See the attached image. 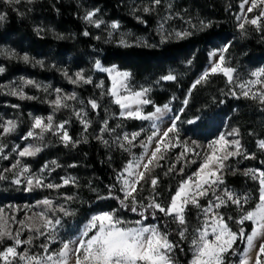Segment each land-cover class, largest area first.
Segmentation results:
<instances>
[{
  "label": "rangeland",
  "instance_id": "374dc122",
  "mask_svg": "<svg viewBox=\"0 0 264 264\" xmlns=\"http://www.w3.org/2000/svg\"><path fill=\"white\" fill-rule=\"evenodd\" d=\"M44 1L45 0H35L34 3L29 4L22 0L20 4L12 6L0 2V14L6 16V19L0 22V67L4 68V71L0 73V123H4L7 120H13L17 123L15 131L11 134H3V129L0 128V144L5 146L4 155L8 157V159L0 158V174H4L7 177V179L0 181V214L8 221V228L13 232L20 228L17 221L24 220L25 217L31 216L33 213L46 211L44 206L40 203L44 199H51L57 206H64L74 212V215L67 217L58 213L62 219V226L59 227V235L64 239L78 236L83 225L87 223L93 214H97L101 211L117 210L105 204L91 211H85V209H83L80 205L81 203L78 201L79 195L83 193V195L91 196L99 193V191L95 188L92 174L89 169L80 167L72 156L66 158L60 156L58 150L63 149L64 152H68L71 144L65 147L60 139L59 133L53 134V132H47L44 134L43 139H40L39 136L35 138H24L27 132L31 130V125L35 117H42L45 119V122H47L46 118L52 116L54 127L61 122H67L65 123V130H67L71 137L75 135L83 141L85 139H87V141H97L107 152L111 151L113 153L117 149V151L124 154V158L127 157L125 164L132 159V156L128 152H124L114 143L116 137L118 135L122 137L123 133H132L140 131L141 129L144 130V135L150 134L153 130L151 127L152 122H142L120 117V109L117 105L110 102L111 98L107 94L101 96V92H106V89L110 87L111 81L106 72H99L95 69L94 65L97 60L101 62L103 67H115L119 71L130 72L132 75L128 83L131 89L134 91H139L142 88L150 89L147 94L148 98L151 91L160 95H171V99L165 103L169 105V110L162 112L159 119L156 121L160 130H164L170 126L173 118L180 114V120L177 121L179 139L188 141L190 146L191 142L195 140L202 146L197 149V151L206 152V145L208 143L217 139L220 135L227 136L229 132L236 129L239 131V136H227V138L239 139L246 153L253 155L259 154L264 159V150H261L258 146V142L264 140V104H261L259 100L244 98L241 94V89L237 87L239 83L255 80L256 77L252 76L251 73L264 68V52L263 54L254 55V57L251 58L252 54L247 53L243 46L245 40L255 38L264 47V17H262L259 22V29L256 26L246 25L245 31L242 32L238 26L240 21L237 20V16L243 15L249 19L254 18L259 15L264 5L259 6L252 12H248L247 8L250 6V0L248 4L244 5L243 10L240 8L242 0H214L218 4L224 5L227 9L231 7V9H235L233 28L236 31L235 33L226 35L221 41L211 43V46L207 49V61L203 68L196 74L192 84L200 78L205 71H208L213 62L218 59V56L213 57L210 53L216 52L219 54L220 49L226 46L228 47V52L225 53L226 65L236 69L234 81L232 84H229L227 78L222 74H210L207 82H202L195 89L191 90L190 97H188V93L191 87L185 97H178L176 94L167 90V85L176 83L178 80L187 79L188 74L192 70L193 54L186 58H182V56L176 57L175 60L179 61L178 67L174 64L165 67L166 69L162 74L134 80L133 71L130 68H124L116 63H106L101 52L98 50H102L103 47L120 49L135 47L159 49L166 43L180 42L194 37L196 34H202L206 30H210L211 27L217 23V20L204 16L202 13H194L189 9V2L186 3L184 0H160L159 4H155L154 0H116L127 10V14L123 19L114 17V15L108 11V8L101 4H94L87 0H68V3L74 6L75 13L78 15L79 20L90 33L89 37L92 44L97 46L96 48L98 50L94 52L85 49L86 47L80 43L76 33H71L67 29L60 30L58 26L51 21H46V19L41 16L40 12H38V8H40V5ZM145 7L150 8L151 11L145 13L143 11ZM14 8L17 10H13ZM95 9H99V11L94 19L104 21L100 28L88 24L83 19L86 12ZM10 15L17 18H26V24L29 25L31 33L39 40L48 41V47H50L46 50L31 48L32 46L29 43L32 41L25 35L19 36L17 33L7 35L6 26L9 24ZM141 20L144 22L141 23ZM201 21L209 24L210 27L200 31ZM113 22L119 23L120 27L118 30L111 29L110 25ZM145 22H150L153 29L152 33H144L138 28L140 26L137 25H142ZM193 25L196 27L193 28ZM37 28L43 29V31L37 34ZM175 31H190L193 34L185 39H177L174 35ZM109 33H111V35H109ZM168 33H172L173 35L167 42L162 43L161 35H166ZM58 36L62 38H58ZM96 37H99V39ZM122 39L127 42L128 46L121 45L120 41ZM56 44L60 45L61 50ZM144 44L148 46H143ZM263 47H261V49L264 50ZM9 52H15L20 56L28 54L30 58H32L31 62L24 63L17 58L9 59L6 55V53ZM36 61H43V66L36 63ZM64 71H67L69 76H73L76 72H82L85 77H91L93 83L87 85L81 84L79 86L72 84L63 75ZM169 74L176 76V80L165 81L161 79L162 76ZM25 80H32L35 84L40 85L39 88L31 85L23 87L24 93L28 96L35 97V99L21 100L18 97L7 94L9 86L12 88L20 87ZM100 81H104L105 89L103 90L95 87V84ZM250 87H252L253 91L264 90V86L261 85ZM56 89L61 90V96L75 94L76 99L66 101L69 107L55 110L50 101L56 99ZM232 91L236 92L238 95L233 96L231 94ZM199 93L205 96L209 95L208 97L210 99L215 100L210 103H206L205 101L198 103ZM186 97L189 99V104L184 108L182 102ZM218 98L219 100L222 99L226 101L238 98L244 104V109L252 108L250 115L254 122L252 123L253 125L250 126L251 128L246 127L245 130H242L237 120H235L240 113V106L243 104H234L230 106V108H227V106H218L219 108L216 110L212 105ZM90 100H96L103 109L101 117L94 118L92 115L91 105L88 103ZM165 104L154 106L152 110H149L151 105H145L144 112L145 114L151 113L155 110V107H161L163 109ZM175 107H178L177 112L175 111ZM182 108L183 113L181 114ZM76 112L80 113L81 118L90 122V126L86 132L84 131V126L80 123V119L75 115ZM104 120L108 121L110 128H115V131L110 134L104 133V138L109 140L110 146H105L96 139V136L100 134V129ZM188 120H196V122L194 124H189L187 123ZM135 121L139 122V124H132V122ZM117 125H119V127H117ZM253 127L257 128V130ZM36 132L38 133L39 129H37ZM143 138L144 136L142 135L141 139ZM27 146H39L42 150L33 157H19V150ZM142 151L139 144L132 149V153L136 156H139ZM182 151L183 148L179 146L166 150L167 154L165 160L160 161V164L163 165V170L167 171L169 164L176 162L177 155ZM187 155L191 158V153ZM18 159L21 161V164L27 166L30 171L19 177H14L11 165ZM52 161H56L59 167L53 165ZM199 163V158H197L196 163L187 165L181 160L177 163V168L184 166V175L178 176L175 171L171 174H173L177 180L180 178L182 180L186 176L193 174L199 167ZM226 163L230 166V169L235 170V174L229 170L224 176L225 185L221 187L226 186L237 194L250 192L253 196V202L248 207H252L256 199L253 189L234 187L228 182L227 176H239L240 178L248 179L258 184V181L252 180L251 177L244 176L242 174L243 170L264 169L256 164L254 159H244L242 156L231 158ZM45 165H47V168L44 167ZM70 165H75V167H70ZM262 166H264V164H262ZM5 169L10 170L5 172ZM160 169V167H157L152 175L156 172L158 173ZM15 171L19 172V169ZM27 175L42 178L45 185L48 183L63 185L64 178H74L76 184L73 185L70 183L58 189L34 187L29 191L25 178ZM14 178H19L21 183L18 185L13 184L11 181ZM149 196V192L147 194L138 195L139 198L144 200V203L147 202L145 198ZM65 197H71L72 199L66 200ZM208 199V197L201 199V205H205ZM190 211H194L193 216H188ZM219 211L223 213L226 220L228 216H232L233 214L238 215L235 206L221 208ZM117 214L127 220H135V218L127 216L121 211H118ZM185 215L188 220L189 239L182 242L189 248L192 259V252L190 250L191 231L199 223L197 217L200 216V210L189 205ZM232 222L233 221H228L229 225ZM145 224L157 223L145 222ZM175 226L176 233H178L179 226L177 223H175ZM28 235L29 233L24 231L21 239L26 238ZM46 242L47 241L41 237L34 241V246L31 249H28L27 246H22L17 250H29L31 254H39L42 252L39 245ZM11 245H13V241L6 239L0 243V250ZM58 247L59 244H52L50 251L56 250ZM175 254L174 258L176 264H179ZM256 255L257 249L254 248L249 253V264H254ZM242 256L243 252L238 257L235 264H239V260ZM0 264H3V262L0 261ZM71 264H75L74 259L71 261Z\"/></svg>",
  "mask_w": 264,
  "mask_h": 264
},
{
  "label": "snow or ice",
  "instance_id": "6c2138e0",
  "mask_svg": "<svg viewBox=\"0 0 264 264\" xmlns=\"http://www.w3.org/2000/svg\"><path fill=\"white\" fill-rule=\"evenodd\" d=\"M0 2L9 6L18 5L22 0H0ZM26 3H34L35 0H23ZM155 4H159L160 0H154ZM249 0H242L240 4L241 10L244 5L248 4ZM264 5V0H250V6L247 8L248 12H252L259 6ZM17 10V9H13ZM99 9L88 11L85 13L83 19L96 28H100L104 23L103 20L94 19ZM145 13L151 11L150 8L143 9ZM264 17V8L261 9L259 15L254 18H247L243 15L237 16L240 21L239 28L242 32L245 31L246 25L256 26L260 28L261 18ZM6 19L4 14H0V22ZM139 19V18H138ZM144 21L141 20V23ZM111 29L118 30L120 25L113 22L110 25ZM196 26L193 25V28ZM210 27L209 24L200 22V31ZM43 29L37 28V34ZM193 33L190 31H175L174 35L177 39H185ZM84 36L90 35L88 31H84ZM111 35V33H109ZM172 33L162 34L161 42H167ZM58 38H62L59 37ZM99 39V37H96ZM121 45L128 46L125 40L120 41ZM143 46H148L144 44ZM228 52V47L220 49L219 54L216 52L210 53L211 56L218 59L213 62L210 69L205 71L203 75L198 78L189 90L188 97L191 95V90L195 89L202 82H207L209 75L222 74L227 78L229 84L234 81V73L236 69L226 65L225 53ZM9 59L17 58L24 63H30L31 59L28 54L20 56L15 52L6 53ZM36 63L43 66V61H36ZM190 63V61H189ZM99 72H106L111 81L110 87L101 92V96L107 94L111 100L110 102L117 105L120 109L119 116L125 119H132L138 121H151L152 131L150 134L144 135V130L135 131L132 133H123L122 137L117 136L114 143L123 150L128 152L132 159L129 160L123 168L117 170L115 173V183L108 186L106 196H98V199H114L119 202V209L113 211H101L93 214L86 224L83 225L79 231V235L75 238L64 239L59 235V227L62 226V219L58 213L64 217L74 215L64 206H57L51 199H44L40 203L44 206L46 211L33 213L31 216L25 217L24 220L17 221L20 228L13 232L8 228V221L0 214V243L4 240H12L13 245L7 246L0 250V261L3 264H71L74 259L75 264H176L174 254L180 245L169 239L170 233L161 230L157 224H145V221L151 216L152 220H157L159 217L157 213L162 214L163 217H170L172 222L179 226L178 236L181 241L188 240L189 228L188 220L186 218V210L191 205L200 210V216L197 217L198 225L191 231L190 250L192 252V259L189 264H230L227 257L235 255L237 249L234 245L237 241H241L244 245L243 256L239 260V264H249V253L256 248L257 255L254 264H264V170L260 169H244L243 175L251 177L252 180L258 181V202L254 206L248 207L253 202V196L250 192L237 194L228 189L225 185L224 176L229 170L235 174V170L230 169L226 163L231 158L243 157L244 159H255V155L248 154L243 150V146L239 139H228L227 136L237 137L239 131L234 129L229 132L227 136L220 135L217 139L211 141L206 145L207 151L201 152L197 149L202 146L195 140L191 142L179 139V128L177 121L180 120V114L173 118L172 123L164 130H160L156 124L162 112L169 110V105L165 104L163 109L155 107L151 113L145 114L144 106L151 105L152 101L147 97L150 89L142 88L139 91L131 89L128 83L131 79V73L128 71H119L115 67L106 68L97 60L94 65ZM4 71L0 67V73ZM63 75L70 83L77 86L83 84H92L91 77H85L82 72H76L73 76H69L67 71ZM256 77L255 80H248L246 83H239L237 87L241 89V94L246 99L259 100L264 104V90L253 91L252 87L255 85L264 86V68L251 73ZM165 81H175L176 76L165 75L161 77ZM40 87L32 80L23 81L22 86L12 88L9 86L8 95L18 97L21 100L35 99V97L28 96L24 93V86ZM99 89H105L104 81L95 84ZM56 99L50 101L55 110L69 107L66 103L68 100H75V94L61 96V90L56 89ZM233 96L238 94L234 91ZM93 110L100 107L96 100L88 102ZM183 106L186 108L189 104V99L186 97L183 100ZM183 108L181 109V114ZM75 115L80 119V123L84 126L86 132L90 126V122L81 118L80 113ZM199 119V118H197ZM45 119L42 117H35L29 130L24 137L35 138L43 136L47 132L53 134L59 133L61 141L65 147L70 144L75 147L80 141H74L73 138L65 130V123L54 127L53 117L48 116ZM196 120H188L187 123L194 124ZM17 123L13 120H7L0 123V128L3 129V134H11L15 131ZM119 127V125H117ZM39 129L37 133L36 130ZM115 128H110L107 120H104L100 129V134L96 136L105 146L109 145V140L104 138V133H112ZM142 135L144 136L141 139ZM83 142L87 143V139ZM139 144L143 150L139 156L132 153V149ZM182 147L183 151L177 155L176 162L170 163L165 175L176 172L178 176L184 175V166L177 168V163L181 160L185 165L197 162L200 159L197 170L180 180L175 194L171 196L170 202L167 206L159 202L157 199L159 193L156 188L159 184L158 176L152 175L157 167H163L160 164L161 160L166 158V150L173 147ZM261 150H264V140L258 142ZM39 146H27L19 150L18 155L21 158L33 157L41 151ZM5 146L0 144V158L8 159L4 155ZM191 153V158L188 157ZM264 164V161H261ZM53 165H57L56 161H52ZM47 168V165L44 166ZM75 167V165H70ZM19 169V172L15 171ZM10 169H5V172ZM14 177L29 173L30 169L21 164L18 159L11 165ZM54 170V169H53ZM43 171V169H42ZM28 190L31 191L34 187H47L48 189H58L68 184H76L74 178H64L63 185L44 184V180L37 176L27 175L26 177ZM7 179L4 174H0V181ZM13 184H20L19 178H14L11 181ZM151 188V194L147 199V203L138 197V193L142 192L145 186ZM116 192L122 193V196L116 195ZM208 197L205 205H201L200 200ZM214 198V199H212ZM66 200H71V197H65ZM235 206L238 213L237 217L228 216L225 219L221 208ZM131 212L135 214L138 219L127 220L118 215V211ZM151 210V212L149 211ZM228 221H233L237 225V230H233ZM246 222L250 225V231ZM27 231L29 235L21 239L23 232ZM44 238L46 243H41L39 248L42 252L39 254H31L29 250L18 251V248L27 246L31 249L34 246V241ZM52 244H59L58 249L51 250Z\"/></svg>",
  "mask_w": 264,
  "mask_h": 264
},
{
  "label": "trees",
  "instance_id": "16d2710c",
  "mask_svg": "<svg viewBox=\"0 0 264 264\" xmlns=\"http://www.w3.org/2000/svg\"><path fill=\"white\" fill-rule=\"evenodd\" d=\"M94 4H101L108 8V11L114 15L116 18L123 19L127 14V10L125 7H122L118 1L116 0H87ZM173 1V0H171ZM186 3L189 2V9H191L194 13L200 14L202 13L204 16L214 18L217 20V23L211 27V29L206 30L202 34H196L194 37H191L187 40L180 42H172L166 43L162 48L159 49H148V48H113V47H103L101 49H97L95 44H92V41L88 36H84V31H87L83 26L82 22L79 20L78 15L75 13V8L73 5L68 3V0H45L38 8V12H40L41 16L46 19V21H51L53 24L58 26L60 30L67 29L71 33H76L78 39L81 44H83L86 48L96 52L97 50L101 52L102 57L106 63H116L120 64L124 68H130L133 71L134 80L137 78L144 79L146 77H152L156 74H162L165 71V67L174 65L179 66V61L175 60L176 57L182 56V58H186L189 55L194 56L192 70L188 74L186 80H178L176 83H171L167 85V90L171 93L176 94L178 97H185L186 93L191 87V84L196 76V74L203 68L207 61V49L211 46L212 42L221 41L226 35H230L231 33H235V29L233 28V16L234 10L231 8H226L224 5H220L214 0H184ZM220 20V21H218ZM27 23L26 18H17L10 15L9 24L6 26V34L17 33L19 36L25 35L28 37L30 42L29 44L32 46L31 48H36L40 50L48 49V41L37 39L32 33L31 29ZM141 31L144 33L150 34L153 32V29L150 25V22H145L142 25H137ZM92 44V45H91ZM56 46L60 47L59 44ZM89 46V48H88ZM244 50L247 53L252 54L251 58L254 55L263 54L264 50L261 49L263 45L260 44L255 38L247 39L244 43ZM261 46V47H260ZM264 48V47H263ZM61 50V47H60ZM163 94V93H162ZM209 95L205 96L199 93L198 95V103L205 101L206 103H210L215 99H210ZM149 99H151L152 104L149 107V110H152L154 106H161L168 102L171 99L170 94H157L154 91L150 92ZM234 104H243L241 100L238 98L232 100H222L218 98V100L212 105L216 110L219 108L218 106H230ZM244 104L240 106V113L236 117L238 125L245 130L246 127L252 126L254 120L251 118L250 113L251 109H244ZM175 111H178V107H175ZM91 113L94 118L101 117L103 114V109L99 107L96 110L91 108ZM134 125H138L139 122H132ZM255 124V123H254ZM251 128V127H250ZM254 128V127H253ZM252 128V129H253ZM257 130V128H254ZM253 129V130H254ZM74 141H80L76 147L70 146L69 151L64 152L63 149H59L60 156L66 158L68 156H72L75 158L76 162L80 167H85L90 170L93 178V183L95 188L99 191L91 196L79 195L78 201L81 203L80 205L85 209V211H91L96 208H99L102 205H109L113 207V209H119V202L114 199H105L100 200L98 196H106L108 192V186L115 183L114 177L117 170L123 168L125 162L127 161V157L124 158V154L117 151V149L112 153L111 151L107 152L106 149L97 141H87V143L83 142L82 139H79L78 136L72 137ZM254 161L258 164L262 169L261 161L264 159L259 154H254ZM111 158V159H110ZM160 171L154 176H158L159 184L156 188V192L159 193L158 200L165 206H167L170 202V198L175 194L177 190L178 183L181 180H177L173 174L165 175V170L163 167H160ZM228 182L238 188H246L253 189L254 194L256 195V199L254 201L258 202V184L249 181L248 179L240 178L239 176H227ZM148 190V191H147ZM151 194V188L149 186H145L142 192H139L138 195L143 194ZM116 195L122 196V193L116 192ZM147 203V202H146ZM254 203L252 206H254ZM123 214L138 219L135 214L131 212H124L123 210H119ZM151 212V210H149ZM194 211H190L188 216H193ZM159 219L152 220L151 216L145 222L157 223L161 229L165 232L170 233V240L178 243L180 248L183 251H180L179 248L176 250V257L179 264H189L191 259V254L189 252V248L185 243H183L177 233L175 223L172 222L170 217H163L162 214L157 213ZM233 217H237V214H233ZM231 228L235 231L237 230V225L232 222ZM250 231V225L246 223ZM237 249V253L235 255H229L227 257L230 264H235L238 260V257L243 252V243L241 241H237V244L234 245Z\"/></svg>",
  "mask_w": 264,
  "mask_h": 264
}]
</instances>
